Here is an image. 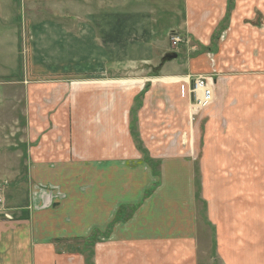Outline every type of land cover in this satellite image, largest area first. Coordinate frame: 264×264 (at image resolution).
Returning a JSON list of instances; mask_svg holds the SVG:
<instances>
[{
	"label": "crops",
	"instance_id": "0c3cea01",
	"mask_svg": "<svg viewBox=\"0 0 264 264\" xmlns=\"http://www.w3.org/2000/svg\"><path fill=\"white\" fill-rule=\"evenodd\" d=\"M119 1L129 5L123 54L109 27L115 44L89 70L79 56L39 62L33 52L18 73V0H0V80L24 83L25 97L19 137L0 141V196L12 213L0 216V264H88L89 252L94 264H199L200 217L217 261L264 264V0L26 4L83 22ZM168 9L180 23L163 47L156 14ZM57 27L47 32L81 28ZM175 34L185 42L173 46ZM168 52L177 58L162 63ZM179 55L176 73L168 63ZM201 73L214 76L215 98L192 122L190 88Z\"/></svg>",
	"mask_w": 264,
	"mask_h": 264
},
{
	"label": "rangeland",
	"instance_id": "374dc122",
	"mask_svg": "<svg viewBox=\"0 0 264 264\" xmlns=\"http://www.w3.org/2000/svg\"><path fill=\"white\" fill-rule=\"evenodd\" d=\"M46 3V2H43ZM36 3L35 6L33 5H27L26 0H18L17 4V11L15 13V18L18 20V22L21 23V66L20 68L16 69L19 70L22 69V73L29 70V53L35 52L40 56L37 58V61L44 62L46 61H52L53 59L61 60V57L63 56L67 61V56H79L80 59L83 58L84 67L87 68V70L90 69V65L98 59L100 60V57L102 54L106 53V50H108L109 46H113V43L111 45L109 41L110 38H108L109 34L106 32L109 30V27L113 28V31H118V38L117 43L119 46V49L121 47L125 48V44L129 45V5H126V3L119 1L117 8L108 7L106 9H103L99 12H95L92 16L83 17L82 21H79V18L77 17H68L66 13L64 15L60 16V12H56V10L52 9L54 6H47L48 3ZM109 3V2H107ZM169 3V2H167ZM110 4H108L109 6ZM56 7V6H55ZM83 8V6H80V8ZM172 8L171 6H169ZM59 8V7H58ZM61 8V6H60ZM92 10L91 8H86V11ZM156 18L158 20V24H156V33L158 39L155 40L157 44L160 46H167L169 42V34L172 29H177L179 27L180 23V16H177L173 14V11L171 9H168L167 12H157ZM69 24L74 27V30H76V27L79 24V33H71V34H62L59 32L57 34L54 33H48L53 25L59 24V27L61 24ZM76 26V27H75ZM23 27V28H22ZM34 27V28H32ZM51 27V28H49ZM57 27V29H59ZM31 28L33 29V32L30 34ZM23 30V34H22ZM32 31V30H31ZM55 35H57L55 37ZM112 35V34H111ZM54 36V39H53ZM22 37H23V43H22ZM79 37V38H78ZM31 40V41H30ZM31 42V44L29 43ZM80 42V43H78ZM154 42V43H155ZM33 45V46H32ZM125 45V46H124ZM240 45V44H239ZM77 46H81L80 49L74 50ZM62 48H64L63 53L61 54ZM69 49V50H68ZM160 53V52H159ZM193 53V52H191ZM114 54H123L122 49L116 52ZM161 55V54H160ZM128 56H129V48H128ZM158 56V53H157ZM108 58V54H105L103 58ZM159 57V56H158ZM163 56H161L159 59L162 61ZM182 55H179L178 60L174 61L173 64L170 65L168 63V67L175 66L176 73L183 72L184 68L180 66L179 60H181ZM76 60L78 58H75ZM82 64V63H81ZM216 68V67H215ZM217 69V68H216ZM215 69V70H216ZM241 70V68H240ZM14 71V72H15ZM226 71V76L228 73V77H232L234 73H236V70H228ZM217 76L221 75V70H216ZM14 74V73H13ZM225 74V73H223ZM17 77V76H16ZM8 81L6 79L0 80V141L3 138L7 140V138H17L19 137V132L14 135L13 127H16V124H14V121L17 119L18 116L21 118H18L19 126L24 125L23 124V106H24V83H21V85L15 81ZM9 90L6 95L3 92L5 90ZM16 90V91H14ZM3 93V94H2ZM15 93V94H13ZM16 108V110H15ZM15 110V111H14ZM198 117V116H197ZM198 118L195 120H192V122H196ZM173 125V124H172ZM187 125H197V124H182L183 127ZM182 141L183 144L186 145L187 141H184V132L182 133ZM198 168V167H197ZM8 179V178H7ZM9 180V179H8ZM22 182L21 184H23ZM199 183H197V186ZM200 186L198 187V197H201V193L199 192ZM1 199H3L2 196H0ZM4 200V199H3ZM200 200V199H199ZM202 209V204L199 201V210ZM4 212L10 214L12 216L11 210L6 206V209ZM3 216V215H2ZM200 225H199V243H200V252H199V264H222L219 261H217L216 257V247L217 243L216 240H213L212 230L210 227H208V224L204 223V220L202 217H200ZM97 239V238H96ZM93 241L89 239L87 241V247L90 248L91 251V245ZM86 247V245H85ZM89 254V253H88Z\"/></svg>",
	"mask_w": 264,
	"mask_h": 264
},
{
	"label": "built area",
	"instance_id": "2783aa9c",
	"mask_svg": "<svg viewBox=\"0 0 264 264\" xmlns=\"http://www.w3.org/2000/svg\"><path fill=\"white\" fill-rule=\"evenodd\" d=\"M185 39L178 34L171 36V43L173 46L183 44ZM214 76L199 74L194 76L190 88L192 95L191 118L195 120L197 116L205 110L214 101ZM6 205L3 199L0 198V216L3 215L6 219H10L11 215L4 212Z\"/></svg>",
	"mask_w": 264,
	"mask_h": 264
},
{
	"label": "trees",
	"instance_id": "16d2710c",
	"mask_svg": "<svg viewBox=\"0 0 264 264\" xmlns=\"http://www.w3.org/2000/svg\"><path fill=\"white\" fill-rule=\"evenodd\" d=\"M138 145H139V149L142 150L141 152L144 154L145 158L147 159V161L152 162V160L149 158V156L147 155V151L146 149L143 147L142 143L137 139ZM197 183H199L198 179H197ZM96 238H97V234L91 236V240L95 243L96 242ZM92 253L89 252L88 254V258H87V263L88 264H94L92 261Z\"/></svg>",
	"mask_w": 264,
	"mask_h": 264
},
{
	"label": "water",
	"instance_id": "95a60500",
	"mask_svg": "<svg viewBox=\"0 0 264 264\" xmlns=\"http://www.w3.org/2000/svg\"><path fill=\"white\" fill-rule=\"evenodd\" d=\"M178 54L176 52H168L162 59V63H165L166 61L172 60L177 58Z\"/></svg>",
	"mask_w": 264,
	"mask_h": 264
}]
</instances>
